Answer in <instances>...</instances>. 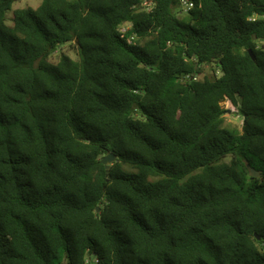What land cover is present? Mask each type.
<instances>
[{"label": "trees", "instance_id": "obj_1", "mask_svg": "<svg viewBox=\"0 0 264 264\" xmlns=\"http://www.w3.org/2000/svg\"><path fill=\"white\" fill-rule=\"evenodd\" d=\"M14 1L0 264H264V0Z\"/></svg>", "mask_w": 264, "mask_h": 264}, {"label": "rangeland", "instance_id": "obj_2", "mask_svg": "<svg viewBox=\"0 0 264 264\" xmlns=\"http://www.w3.org/2000/svg\"><path fill=\"white\" fill-rule=\"evenodd\" d=\"M41 1L42 0H15L12 4L11 10L7 12V24L12 23L11 19H12L13 9L21 8L25 6L37 7ZM182 10L179 12L178 14L179 16H182L185 13V10L184 9ZM260 43L264 45V42H260ZM61 53H65L72 58L77 57L76 48H74V46L72 45L67 44V45H63L59 47L56 51H54L49 57V61L57 62ZM204 70H207V67H204ZM231 107H232L231 104L227 102L226 112L224 116L225 123L226 125H230V126L236 127L237 129L241 130V127L243 124L242 117L237 112H233Z\"/></svg>", "mask_w": 264, "mask_h": 264}, {"label": "water", "instance_id": "obj_3", "mask_svg": "<svg viewBox=\"0 0 264 264\" xmlns=\"http://www.w3.org/2000/svg\"><path fill=\"white\" fill-rule=\"evenodd\" d=\"M250 55L251 54V50H249ZM252 59H254V56H251ZM116 159L115 154L113 153H108L106 155L103 156V158L101 159V163L104 165L105 170H106V174H108L109 169H110V165L112 162H114ZM247 168L249 170L250 176L252 177H259L260 176V171L256 170L255 168H253L252 166H250L249 164H247ZM108 180V178H107ZM257 239H260V236H256Z\"/></svg>", "mask_w": 264, "mask_h": 264}, {"label": "built area", "instance_id": "obj_4", "mask_svg": "<svg viewBox=\"0 0 264 264\" xmlns=\"http://www.w3.org/2000/svg\"><path fill=\"white\" fill-rule=\"evenodd\" d=\"M143 4L146 5V6H147V5L150 6V5H151V2H149V1H144ZM180 5H181V8L184 9V10L186 11V10H188L189 8H191V7L193 6V3H192L191 1H189V0H181ZM129 28H130V24H129V23H126V24H124V25L120 28V31H121L122 33H125ZM191 78L195 79V78H194V75H191ZM228 103H230V102L228 101ZM230 104H231V103H230ZM231 106H232L231 108H232L233 112H237L235 106H233L232 104H231Z\"/></svg>", "mask_w": 264, "mask_h": 264}]
</instances>
